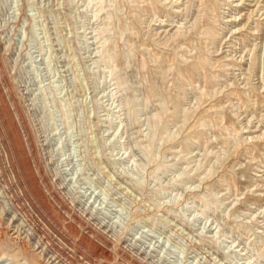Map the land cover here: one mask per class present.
<instances>
[{"label":"rangeland","instance_id":"obj_1","mask_svg":"<svg viewBox=\"0 0 264 264\" xmlns=\"http://www.w3.org/2000/svg\"><path fill=\"white\" fill-rule=\"evenodd\" d=\"M263 41L264 0H0V264H264Z\"/></svg>","mask_w":264,"mask_h":264},{"label":"bare ground","instance_id":"obj_2","mask_svg":"<svg viewBox=\"0 0 264 264\" xmlns=\"http://www.w3.org/2000/svg\"><path fill=\"white\" fill-rule=\"evenodd\" d=\"M203 4V3H202ZM249 19V18H248ZM264 42V41H263ZM262 42V43H263ZM260 49L258 50V49H256V55H255V57L252 59V61H251V63H250V69H249V72H250V74L251 73H253L254 75H255V73H257V72H260L261 70H263L264 71V43L262 44V45H260ZM247 72V71H246ZM262 72V71H261ZM253 75V76H254ZM259 86H260V84H258ZM25 150V149H24ZM28 166V165H27ZM26 166V167H27ZM30 168V166L28 167V169ZM27 170V169H26ZM28 173H30L29 171H27ZM37 179V178H36ZM33 182H34V180H33ZM36 182H37V180H36ZM36 184H38V183H36ZM6 187L4 186L3 187V192H5L6 191V189H5ZM35 192H37V191H35ZM2 206V205H1ZM4 206V205H3ZM4 209V207L2 208V210ZM6 210V209H5ZM74 227V226H73ZM73 229V228H72ZM74 230H75V232L76 233H79V229L75 226L74 227ZM80 231H82V230H80ZM4 235V234H3ZM28 235V238H31V236L29 235V234H27ZM78 235V234H77ZM80 235V234H79ZM1 237H3V236H1ZM5 238V237H4ZM42 237H40V239H41ZM3 239V238H2ZM6 239V238H5ZM25 239V238H24ZM40 239H38V242H36V243H41V240ZM16 240V239H15ZM28 240V239H27ZM82 240H84L85 241V243H87L88 245H90V246H92L93 248H94V250L96 251V250H99L100 252V254L101 255H104V256H106L107 258H111V254H110V252L107 250V249H105V248H99L95 243H94V241L92 240V238L90 237V236H88V235H83L82 236ZM1 241V240H0ZM6 241V240H5ZM22 241V240H21ZM2 242V241H1ZM10 243H11V241H10ZM3 243H1V245H2ZM21 246L23 247V246H27L28 244H27V241H22L21 243ZM29 244H30V242H29ZM33 244H35V243H33ZM31 245V244H30ZM29 245V246H30ZM35 245H37V244H35ZM42 245H44V243H42ZM46 245V244H45ZM15 246V245H14ZM29 246L27 247V248H29ZM8 247H9V245L8 244H3V246H1V251L3 252L4 251V253L6 252V250L8 249ZM41 247V246H40ZM23 248H25V247H23ZM26 248V249H27ZM60 248V247H59ZM58 248V250H60ZM31 249V248H30ZM29 249V250H30ZM28 250V249H27ZM26 250V256L28 257V260H29V264H42V262H41V257L42 256H46L47 254H49V251L47 250V248H45V246H44V248L42 249V251L40 252V253H37V252H35V251H27ZM51 250V249H50ZM22 252V251H21ZM62 253V252H61ZM59 255V254H58ZM61 258V257H60ZM44 264V263H43Z\"/></svg>","mask_w":264,"mask_h":264}]
</instances>
